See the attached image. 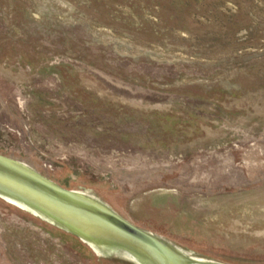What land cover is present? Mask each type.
Wrapping results in <instances>:
<instances>
[{"label": "rangeland", "instance_id": "1", "mask_svg": "<svg viewBox=\"0 0 264 264\" xmlns=\"http://www.w3.org/2000/svg\"><path fill=\"white\" fill-rule=\"evenodd\" d=\"M0 155L264 264V0H0Z\"/></svg>", "mask_w": 264, "mask_h": 264}, {"label": "water", "instance_id": "2", "mask_svg": "<svg viewBox=\"0 0 264 264\" xmlns=\"http://www.w3.org/2000/svg\"><path fill=\"white\" fill-rule=\"evenodd\" d=\"M178 249L221 264L136 227L94 191L0 155V264H201Z\"/></svg>", "mask_w": 264, "mask_h": 264}, {"label": "trees", "instance_id": "3", "mask_svg": "<svg viewBox=\"0 0 264 264\" xmlns=\"http://www.w3.org/2000/svg\"><path fill=\"white\" fill-rule=\"evenodd\" d=\"M79 192V191H77ZM80 193H84V194H87V195H90V196H93L92 194L90 193H87V192H80ZM95 197V196H93ZM96 198V197H95ZM99 200V199H98ZM173 246V245H172ZM179 250V249H178ZM180 252H182L185 256H187L188 258H190L191 260H196L197 262H200L201 264H208V263H213L212 261H209V260H203V259H199V258H196L194 257L193 255L185 252V251H182V250H179ZM115 254V253H114ZM107 257V256H106ZM187 264H193V263H187Z\"/></svg>", "mask_w": 264, "mask_h": 264}, {"label": "crops", "instance_id": "4", "mask_svg": "<svg viewBox=\"0 0 264 264\" xmlns=\"http://www.w3.org/2000/svg\"><path fill=\"white\" fill-rule=\"evenodd\" d=\"M146 231V230H145ZM148 232V231H147ZM150 233V232H149ZM152 234V233H151ZM153 235H155V234H153ZM157 236V235H156Z\"/></svg>", "mask_w": 264, "mask_h": 264}]
</instances>
